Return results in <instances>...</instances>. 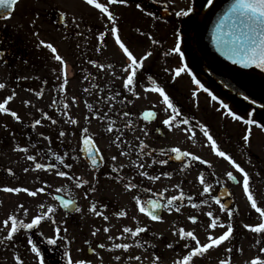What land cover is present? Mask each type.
I'll use <instances>...</instances> for the list:
<instances>
[{
  "label": "rangeland",
  "instance_id": "1",
  "mask_svg": "<svg viewBox=\"0 0 264 264\" xmlns=\"http://www.w3.org/2000/svg\"><path fill=\"white\" fill-rule=\"evenodd\" d=\"M145 1L141 4L142 11L136 7V1L127 0L126 4L109 5L104 0H96L97 3L109 7V11L116 17L115 26L121 40L137 58L147 51L152 52V56L144 61L143 69L138 70L134 87V92L139 93L138 97L122 86L126 76L122 69L128 61L115 43V37L110 31L113 25L107 20V14L101 13L99 9L95 8V13H86L87 9L77 0H19L10 16L0 22V27L5 29L6 35L12 33L17 39V45L22 49L25 47L28 57L26 70L20 63L16 67L17 71L8 70L0 61V83L5 84V87L0 89V103L15 93L6 107L10 111H15L21 118L17 121L8 113H0V165L3 169L9 168L16 172L15 185H10L7 180H4V183L10 187H28L30 190L45 188V192L38 193L36 197L28 196L24 192L15 193L17 196L15 214L18 219L30 222L35 215L44 211L38 207L39 204L43 203L55 209L52 219L44 220L39 225L40 233L46 240L55 235L56 227L61 229L59 251L45 257L46 264H68L64 256L65 250L70 253L73 261L84 259L91 264H152L156 256L159 257L158 264H173L174 260L188 251L183 248L186 241L179 240L178 236L174 235L175 229L183 227L185 230H193L197 238L205 243L209 232L213 236H218L226 230L229 222L234 227L230 241L210 249L203 256L195 257L193 264H218L220 259L229 257L231 264H246L257 255L264 259V254L258 250L264 247V233H253L243 227L244 224L255 226L264 222V219L250 207L242 190V180L235 185L226 181L225 173L234 170L224 158L215 155L210 147L211 142L203 136L197 122L206 125L217 141V146L231 155L249 173L250 189L261 208H264V129L251 125L250 141L245 144L242 138L248 125L226 115L227 110L222 108L220 101H224L236 113L239 112L238 115L257 120L251 104L244 100L235 102L233 98L230 101L225 97L227 95L219 94L193 66L189 67L197 79L205 86H211L218 100H212L210 95H206L202 90L196 91L189 74L182 73L179 77H174V69L181 64L180 58L175 54L165 56L164 53L169 52L174 46L176 41L174 32L177 31L178 25L176 23L174 27L171 22L161 21L151 12L152 8ZM167 1L170 2V7L180 10L186 8L191 0ZM51 8H57L69 23L77 20L84 23L92 21L95 31L94 43L89 49L84 50L80 47L79 50H83L82 55L74 52L66 56V45L61 41L62 29L56 22H50ZM83 8L84 11L80 12ZM148 13L153 15L150 16ZM100 32L106 33L103 41L99 38ZM152 39L159 43L153 44ZM41 40L45 44L51 43L57 52L52 53L45 45H41ZM183 48L182 46V50ZM57 54L62 61L65 60L64 65L67 67L68 83L64 90L60 89L62 80L57 79L62 71L61 62L54 58ZM89 61H95L96 64L105 67L97 68L96 64ZM107 65L113 67L108 68ZM149 75L165 88L183 115L190 119L191 125L169 129L162 124L165 118L162 98L156 93L145 91V87H151V82L147 80ZM36 92H41L42 95L37 97ZM193 92L196 93L195 96ZM112 96L116 99L111 100ZM24 101L30 103L26 106ZM63 104H67L68 108L63 109ZM88 105H92V108ZM146 109L156 111L158 118L152 122L141 119L140 113ZM96 112L106 114L105 118L98 119L94 114ZM124 112L130 115L126 117L123 115ZM249 112L252 116L248 115ZM44 113H47L51 120H56V123L53 124L50 119L45 118ZM69 118L76 119L78 124L67 123ZM262 118L258 117L257 121L261 119L264 122ZM36 119H41L42 123L33 127ZM129 120L132 122L131 126L126 127ZM113 121L114 129H119L123 133L120 141H115L117 134L115 131L113 133L106 131ZM158 126L162 129V135L155 133ZM84 127L88 128L87 134L93 137L103 156V167L97 171L91 170L80 156V141ZM185 127H192L194 136L181 130ZM60 131L66 133L62 138L59 137ZM141 140L148 146L144 151L151 152L152 155L141 153L139 146ZM18 146L27 147L29 151L21 152L17 150ZM172 147H180L182 151H189L209 163L191 162L190 158L185 160V164H188L189 160L191 167H185L181 163L166 165L153 163V159L157 161L164 159L161 149L169 151ZM49 148L59 155L68 153L65 163H71L73 167L64 168L54 157L44 155ZM121 152L126 154L120 155ZM27 155H36V162L45 164L55 162L58 164L57 170L66 171L70 176L80 177L89 183L77 188L75 180L58 177L46 169L36 170L34 162L27 160ZM113 155L117 156L116 161L111 160ZM157 156L159 158H156ZM135 161L143 163L144 169H140ZM121 164L124 167L119 173L112 171L113 166L119 168ZM25 168L29 171L25 172ZM140 171H147L150 175H161V179L156 182L149 181L139 175ZM163 172H171L172 175L166 177L162 175ZM201 173L210 184L218 181L219 177L224 179V185L229 188L232 195V207L235 209L230 220L227 213L221 212L219 206L211 200V196L216 195L218 188H213L211 194L202 195L203 186L199 182ZM234 174L240 176L235 171ZM117 176H123L124 179H117ZM129 179L137 183L139 188L126 190L124 184ZM1 185L4 184L0 183V188ZM176 185L180 187L176 188ZM147 187H151L153 193L167 188L165 197L178 196L179 192L183 191L185 196H191L192 200L183 201L180 213L164 210L161 221H152L138 212L132 199L133 194L140 195L142 200H147L150 196L156 198L153 193L140 191ZM57 188L62 190L58 193ZM90 188L95 190L88 191L85 197V191ZM55 194L75 198L80 211L65 214L54 199ZM205 199L209 201L207 205L202 203ZM93 203L97 205V211L109 216L108 221H104L102 216H97L89 210ZM193 203L199 204L200 208H193L191 206ZM19 204H24L29 209L26 217L17 208ZM104 205L107 207H102ZM120 210L126 211L127 216L115 215ZM209 210L213 212L214 217L221 218L225 223L224 228L208 229L210 218L205 213ZM189 215L197 216V223L189 221L187 219ZM144 225H148L149 230L135 238L144 243L142 248L135 247V240L130 236L113 241L107 239L109 235L119 237L124 226L134 229ZM105 227L109 228L107 233L103 230ZM97 228L100 231L93 236L92 233ZM9 230L10 228L7 231L0 229V240L3 241L0 243V264H16L14 257L17 254L25 264H37L34 254L30 251V245L27 243L23 245L19 240L20 231L14 234L13 240L4 239ZM257 240L261 241L259 245L256 244ZM115 242L129 243L133 247L127 252L120 249L111 250L110 246ZM100 243H104L106 247L100 249L98 247ZM169 243L174 245L173 248L167 247ZM191 243L195 245L194 241ZM229 247L233 249L230 254L225 251ZM89 248L91 250L95 248L98 255L93 251L89 253L87 251ZM117 255L121 256L120 261L115 260ZM130 255L140 256L141 261H129Z\"/></svg>",
  "mask_w": 264,
  "mask_h": 264
},
{
  "label": "snow or ice",
  "instance_id": "2",
  "mask_svg": "<svg viewBox=\"0 0 264 264\" xmlns=\"http://www.w3.org/2000/svg\"><path fill=\"white\" fill-rule=\"evenodd\" d=\"M17 3V0H0V9L7 11L9 15L11 14V9L13 6ZM86 3L90 6H94L96 9H99L101 13L107 14V20L113 25L110 29L111 33L115 37V43L118 45L119 49L121 50V54L126 58L128 63L124 65L123 72L126 74L125 78L123 79V88L127 89L129 92H132L137 97L139 96V93L134 92V87L136 84V77L138 75V70L143 69L144 61L147 60L150 56H152L151 51L145 52L141 57L137 58L136 55L129 49V47L126 46V44L121 40L120 35L118 34V28L116 25V17L113 15L111 11H109V7L102 3H97L96 0H86ZM126 4L127 0H108L109 5L113 4ZM136 7L138 9H141L143 11V8L140 4H137ZM201 8L208 7L210 10L215 7L214 0H204V3L200 5ZM198 9L195 7V0H193V3L191 6H188L186 8H181L178 11H175L174 15L176 17L181 18H188L189 20H192L195 18V14L197 13ZM3 12H0V17L3 16ZM148 15H153L152 13H148ZM106 33L100 32L99 38L101 41L104 40ZM150 35V34H149ZM174 35L176 36V41L174 46L170 49L169 52H165L164 55H170L175 54L178 55L181 61V66L174 69V77H179L182 73H187L191 76V79L193 83L197 86H199L200 89H202L204 92H208L211 96L212 100H217L218 97L216 95H213L211 92H209V89L205 87L203 83L199 79H197L196 75L192 72V69L189 67L185 56L186 52L191 55V49L187 46V42L182 37L181 33L179 31L174 32ZM210 39L211 42L214 44L216 50L224 56L227 60L231 61L233 64L240 65L243 68H252L255 67L257 69L264 70V0H231V2L225 7L222 14L218 16L216 23L214 24L212 31L210 33ZM41 45H45L48 49L51 50L52 53H56L57 49L51 44L47 43L45 44L44 41H40ZM152 43L156 44L159 43V41L152 39ZM182 44L185 45V47L182 50ZM55 60L61 62L62 64V71L61 75L57 77L58 80H62V83L60 85V89L64 90V86L67 85L68 81L66 79V72L64 71V63L62 61V58L57 54L55 55ZM89 63L96 64L95 61H89ZM97 68L103 69L105 65L102 64H96ZM108 68H112L113 65H107ZM165 71H168V69H165ZM147 80L151 82V87H145L146 92H152L159 95V97L162 98L161 103L164 105L163 107V113L165 115V118L162 120V124L169 129H176L180 128L181 125L183 126H189L191 125V121L188 117L184 116L181 112L180 107L174 103L173 99L170 97V95L166 92L165 88L161 86L152 76H147ZM5 87V84L0 83V89H3ZM87 91V90H86ZM37 97L41 96V92L35 93ZM193 95L195 96L196 93L193 92ZM15 96V93L8 96L2 103H0V113H8L10 114L15 120L19 121L21 118L15 111H10L6 105L9 101H11ZM111 100H115L116 97L112 96L110 97ZM245 99L247 100L248 97L246 96ZM25 105L27 106L30 102L24 101ZM255 103V101H253ZM220 104L223 109L227 110L226 115L230 116L233 120L242 121L244 124L251 126L256 125L257 127H260L264 129V124L259 123L257 120L253 118L246 119L242 115H238L235 111L229 108V105L224 103V101H220ZM89 108H92V105H88ZM155 108V105L152 106ZM68 105L63 104V109H67ZM98 119H104L105 115L104 113L96 112L94 113ZM45 118H48L51 120V117L48 116L47 113L43 114ZM124 116H129L130 113L124 112ZM249 116H252V113H248ZM158 118V113L154 110H145L142 112V119L144 121L152 122ZM53 124L56 123V120H51ZM67 123L71 125H77L78 121L76 119L69 118ZM42 123L41 119H36L33 127L40 125ZM115 122L113 121L110 123L106 129L108 133H113L114 131L117 133L115 136V141H120L121 136L123 135L122 131L119 129H114L113 124ZM131 121L129 120L128 125L126 127L131 126ZM197 126L202 131L203 136L207 138L208 141L211 142L210 147L212 151L215 153L217 157L224 158L232 167V169L240 174L238 177L234 174V171H227L225 175L227 178L231 181H241L242 180V190L246 196L247 201L250 203V207L254 209L257 213H259L260 217L264 219V208H261L258 206V201L254 197L253 192L250 189V176L249 173L228 153L221 150L217 146V141L213 138V136L210 134V131L206 125L200 124L197 122ZM182 131H186L188 133H191L194 136V129L192 127H185L181 129ZM88 128L84 127L82 129V143L83 148L82 151L84 154L87 155V157L90 160L91 166L93 169L98 168V159L103 160V156L99 155V148H97L94 144L93 137L89 136L88 134ZM145 134H147L145 132ZM66 133L64 131L59 132V137H64ZM251 136V128L249 127L247 131L245 132L243 136V142L245 144H248L250 141ZM47 139V137H46ZM140 151L143 155H152L151 152H145L144 150L148 147L144 141H140ZM17 150L27 153L29 149L27 147L20 148L18 146ZM126 153L121 152L120 155H125ZM46 156H52L55 158V161L59 162V165L63 166L64 168L71 169L73 165L71 163H65V157H67L68 153H64L63 155L56 154L52 152V150L49 148L47 152L44 154ZM161 155H168L169 159L174 161H179L181 164H183L185 167H191V162L200 161L201 164H208L209 162L207 160H202L200 156L193 155L189 151H182L180 147H172L167 153L164 152L163 149H161ZM78 157H73V159H77ZM190 158V161L188 164H185V160ZM27 160L34 162V168L36 170H48L54 172V174L58 177L67 178L69 180H75V186L77 188L82 187L83 185H87L89 181L83 180L80 177L76 176H70L68 172L63 170H57L58 164L57 163H51V164H45L37 161L36 155H27ZM112 161L117 160V156L113 155L111 157ZM134 163H138L140 169H144L145 165L143 163H140L139 161H135ZM153 163H158L160 165H166L169 163L168 159H159L158 161L156 159H153ZM124 167V165H120L119 168L113 166L112 171L115 173H119L121 169ZM150 167V166H149ZM9 173L12 172L11 169H8ZM25 172H28L29 169L25 168ZM140 176L146 177L147 180L156 182L161 179V175H150L147 171H140ZM163 176L171 177V172H163ZM117 179L123 180V176H117ZM199 182L203 186V192L202 195L205 194H211L213 191V185L210 183H207L204 179L203 174L201 173L199 176ZM218 183V182H217ZM176 188H179L180 185H176ZM124 188L128 191H132L133 189H138L139 185L137 183H133L131 179L127 183L124 184ZM62 189L57 188L56 191L59 193ZM94 188H90L85 191L84 195L87 197L88 191H94ZM3 191L9 192V193H20L24 192L28 196L36 197L38 193L45 192L44 187L37 188L35 190H30L28 187H5ZM140 191L153 193V189L151 187L142 188ZM168 191L167 188H165L163 191H160L158 193H153L156 198H152L151 196L147 200H142L141 196L138 194H133L132 199L134 200L138 212L141 214H144L146 217L150 218L152 221H161L162 220V211L167 210L168 212H172L173 210L177 213H180L181 208L183 207V201L185 199L191 201V196H185V193L183 191L179 192V195H173L171 197H165L164 193ZM162 198L163 201L162 202ZM54 199L59 200L63 209H70L75 208L76 211H80L79 208L76 207L75 201L71 199H65L63 196H56ZM211 200L215 202L216 205L219 206V209L221 212H226L229 220L233 216L231 206L222 203L221 197L217 195H212ZM179 201V203H177ZM203 204L207 205L209 201L207 199L202 201ZM193 208H200L199 204L193 203L191 205ZM38 207L44 211H42L40 214L35 215L30 222H25L24 220L18 219L16 214L9 215L4 221L3 225L5 227H8L9 223L11 225L10 230L7 232V235L4 237L6 240H13L14 234H17L21 229L23 230H32L34 228H37L42 221L44 220H51L52 216L55 212V209L52 206H46L45 204L41 203L38 205ZM106 208L107 206H102ZM210 207V206H209ZM19 210H21L26 217L28 215L29 209L25 207L24 204H19L17 206ZM91 212L95 213L97 216H102L104 221L109 220L108 215H104L102 211H97V205L93 203L89 209ZM115 215L119 217H126L127 212L124 210H120ZM205 215L210 218V223L208 225V229H216L217 227L224 228L225 223L221 220L219 216H215L211 210L207 211ZM135 219V217H133ZM189 221H191L193 224L197 223L198 217L195 215H189L187 218ZM137 225H139V221H137ZM243 227L245 229L250 230L253 233H264V222H261L255 226L244 224ZM104 232L107 233L109 231V228L105 227ZM149 230L148 225L144 226H137L134 229L132 227L124 226L120 236L119 237H113L109 235L107 239L109 241L113 240H119L123 239L126 236H130L135 240V247L142 248L144 247V243H142L140 240L135 239L137 238L141 233H145ZM55 235L53 237H49L46 240V243L48 245L57 246L58 242L61 241L60 232L61 229L59 227L55 228ZM100 229H95L92 233L93 236H95ZM234 231V227L232 223H227L226 230L222 232V234L218 236H213L210 232L208 233L206 239L207 242L202 243L197 236L194 234L193 230H185V228L180 227L179 229L174 230V235L178 236L179 240L186 241L183 244V248L187 249V253L180 256L178 259L174 260L173 264H193V260L195 257L203 256L205 253H207L210 249L217 248L224 244L226 241H230L232 234ZM42 235V233H41ZM195 242V245L193 246L191 242ZM3 241L0 240V243ZM87 243V242H86ZM261 243L260 240L256 241V244L259 245ZM27 244L30 245V251L34 254L37 264H46V258L41 250L40 247H38L37 243L34 242L31 238L27 240ZM173 244L169 243L167 245L168 248H173ZM100 249H104L106 245L104 243H100L98 245ZM133 245L129 243H120L115 242L112 243L110 246L111 250L120 249L125 252H127ZM152 247H155V245H152ZM259 252L264 254V247H260ZM94 254L96 253V249H92ZM226 253H231L233 249L231 247L225 249ZM64 256L68 261V264H91L90 261H86L84 259H79L73 261L70 253L65 250ZM16 264H25V261L21 258L20 255H15L14 257ZM116 261L121 260V256L117 255L115 256ZM129 261H141L140 256H128ZM159 257L156 256L152 260V264H158ZM218 264H231V259H220ZM246 264H264V259L261 258L260 255H257L250 260L246 262Z\"/></svg>",
  "mask_w": 264,
  "mask_h": 264
},
{
  "label": "flooded vegetation",
  "instance_id": "3",
  "mask_svg": "<svg viewBox=\"0 0 264 264\" xmlns=\"http://www.w3.org/2000/svg\"><path fill=\"white\" fill-rule=\"evenodd\" d=\"M80 2L84 8H86V13H95V7L90 6L86 3V0H77ZM105 2H108V0H104ZM130 1H136L137 4L144 3L145 0H130ZM202 4L204 3V0H195V3ZM146 4H148L152 8V13H155L156 16L161 19V21L165 22H171L173 26L175 27V24L177 23L178 31L179 28L183 27L185 24H190L191 20L188 18H181L176 17L174 15L175 11H178L174 7H170L169 1L167 0H147L145 1ZM193 3V0L190 1V4ZM190 4L188 6H190ZM84 8L80 11L83 12ZM50 12V22H56V25H59L62 29V35H61V41L66 45V56H70L74 54V52H77L78 55L83 54V50L80 51L79 48L82 47L84 50L86 48L89 49L90 45L94 43L95 39V31H94V25L91 20H88L87 22H83L80 20L73 21L69 23V21L66 19V17L59 18L58 14L61 13L57 8H51ZM166 10L169 12V15L165 18L161 17L160 13ZM188 26L186 27L187 31ZM17 39L16 37L11 33L9 36L4 34L1 35L0 32V59L2 61V64L5 65L8 70L14 69V71H17L16 67L20 63V66H22L23 69H27L26 63H28V57L26 54L25 47L22 49L17 45ZM65 60L63 61V63ZM64 71L67 73V69L65 68ZM17 81V80H16ZM159 157V156H158ZM9 168L3 169L0 165V183H3L4 185H1L0 188V229L2 231H7L10 228V223L8 227H5L3 225V221L12 214H15L16 212V205H17V196L15 193H9L6 191H3L5 187H10L9 185H6L4 183V180H7L8 183L14 184L16 183V172L12 170L11 173L8 171ZM226 181L229 183H233V181L229 180L226 176ZM218 182V183H217ZM224 179L220 178L218 181H215L212 185L213 188H219L223 187L224 185ZM54 221V220H53ZM21 237L19 238L20 241L26 243L29 238H31L33 241H37L38 247L41 248L43 254H57L59 251V245L52 246L48 245L46 243V239L43 237V234L40 233V227L34 228L32 230H20Z\"/></svg>",
  "mask_w": 264,
  "mask_h": 264
},
{
  "label": "water",
  "instance_id": "4",
  "mask_svg": "<svg viewBox=\"0 0 264 264\" xmlns=\"http://www.w3.org/2000/svg\"><path fill=\"white\" fill-rule=\"evenodd\" d=\"M214 2L215 7L213 9L210 10L206 7L205 10L201 9L199 13L195 15L191 26L187 30L184 40L187 42V46L191 49L190 56H192L195 63L201 68L202 72L206 71L209 76L214 79L221 90L236 93L242 98L247 96V100L250 102L253 103V101H255L254 104L264 107V70L255 67L243 68L240 65L233 64L222 56L211 42L210 33L212 28L216 23L218 16L222 14L223 10L231 0H214ZM0 12L4 13L2 17H6L9 14L2 9H0ZM162 14L164 16L167 15V13ZM157 131L160 132L159 129ZM81 146V157L91 168H93L89 158L82 151V141ZM169 160L174 161L171 159ZM101 165L102 160L98 159V168ZM217 196H220L221 199H223L229 196V192L226 188H221L218 191ZM57 201L63 209L60 201ZM224 203L230 205L231 199L226 200ZM63 210L67 213H71L75 208Z\"/></svg>",
  "mask_w": 264,
  "mask_h": 264
}]
</instances>
